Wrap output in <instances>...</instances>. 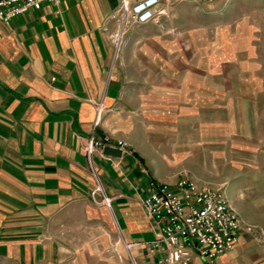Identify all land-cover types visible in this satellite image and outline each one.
I'll list each match as a JSON object with an SVG mask.
<instances>
[{"label": "crops", "instance_id": "obj_1", "mask_svg": "<svg viewBox=\"0 0 264 264\" xmlns=\"http://www.w3.org/2000/svg\"><path fill=\"white\" fill-rule=\"evenodd\" d=\"M122 1L67 0L0 21V264H157L142 199L175 182L173 163L198 146L227 148L231 203L264 229V90L246 84L264 81L263 57L245 72L263 0H162L164 28L124 27ZM92 137L131 147L94 153L92 167ZM97 177L111 208L91 198ZM116 241L121 263L109 255ZM192 264H264V245L241 233L233 251Z\"/></svg>", "mask_w": 264, "mask_h": 264}, {"label": "built area", "instance_id": "obj_2", "mask_svg": "<svg viewBox=\"0 0 264 264\" xmlns=\"http://www.w3.org/2000/svg\"><path fill=\"white\" fill-rule=\"evenodd\" d=\"M65 1L0 0V21L10 24L29 11L42 10L45 5L59 10ZM161 1L140 0L132 5L128 0H123L120 14L124 27L128 24L154 23L164 28L162 18L166 13L159 8ZM122 36V31L113 36L117 47ZM96 110L95 127L100 122L102 105H96ZM106 146L123 151L130 148L125 140L92 137L85 146L92 167L94 153L102 152ZM97 180V188L91 198L111 208L113 199L104 193L99 178ZM100 192L103 195L101 200L98 199ZM142 206L146 217L159 232V237L147 246L148 252L158 255L157 264H192L195 254L212 263L233 251L239 243L242 222L221 188L198 183L191 178H181L153 189L142 199Z\"/></svg>", "mask_w": 264, "mask_h": 264}, {"label": "rangeland", "instance_id": "obj_3", "mask_svg": "<svg viewBox=\"0 0 264 264\" xmlns=\"http://www.w3.org/2000/svg\"><path fill=\"white\" fill-rule=\"evenodd\" d=\"M258 5H261L264 8V0L259 1ZM252 24L256 21L257 25H262L263 31H264V13H258L257 17H252ZM253 38V41L248 45L247 49V66H246V73L249 76L257 74L255 71L258 66H253V64L256 62V54L260 55L263 57V62H264V33L258 34V35H251ZM255 36H259V38H262L261 40H254ZM261 42H263L261 44ZM259 46V48H258ZM257 47V48H256ZM251 63V65H250ZM234 67L231 65L230 69L232 72L234 70L242 69V67ZM262 72L264 74V66L261 67ZM242 72V71H240ZM253 80V78H251ZM248 80L247 88L249 90H259L263 89L264 90V81L263 82H254V81ZM249 86V87H248ZM131 147V146H130ZM197 149V154L193 155L192 160L188 161H179L173 163L176 166L177 173H172V175L175 177V181L181 178H191L198 183H203L207 184L212 187L216 188H221L222 190L225 191L226 195L228 196V190L230 189L231 185H233L232 182H229V178L227 177L228 175H225L227 171H224V166L225 162H222L223 159V154L224 152H227V148L222 145H218L215 147H210V146H198L195 147ZM236 150H239L240 147L237 145L234 147ZM174 170V169H173ZM173 172V171H172ZM102 199V194L101 192L99 193ZM228 199L231 201V199L228 196ZM233 204V203H232ZM234 206V204H233ZM236 209V207L234 206ZM237 211V209H236ZM238 212V211H237ZM239 214V213H238ZM240 217V215H239ZM241 219L242 222V233H247L252 235L256 242L264 245V229L261 227L248 223L244 219ZM114 231V230H110ZM110 231H104V232H110ZM116 231V230H115ZM101 232V231H100ZM98 232V233H100ZM112 233V232H110ZM115 233V232H113ZM120 245V241L115 242V247L112 249L111 252H109V255L118 256L119 261L121 263V256L119 254V251H117V246ZM130 263V262H129Z\"/></svg>", "mask_w": 264, "mask_h": 264}, {"label": "water", "instance_id": "obj_4", "mask_svg": "<svg viewBox=\"0 0 264 264\" xmlns=\"http://www.w3.org/2000/svg\"><path fill=\"white\" fill-rule=\"evenodd\" d=\"M103 153L106 156L120 158L122 156V154H123V150H121L119 148H114V147L106 146L103 149Z\"/></svg>", "mask_w": 264, "mask_h": 264}]
</instances>
